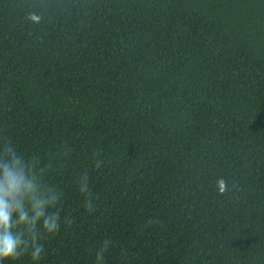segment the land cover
Here are the masks:
<instances>
[{
    "label": "trees",
    "instance_id": "obj_1",
    "mask_svg": "<svg viewBox=\"0 0 264 264\" xmlns=\"http://www.w3.org/2000/svg\"><path fill=\"white\" fill-rule=\"evenodd\" d=\"M5 140L61 196L4 264H264V0H0Z\"/></svg>",
    "mask_w": 264,
    "mask_h": 264
},
{
    "label": "clouds",
    "instance_id": "obj_2",
    "mask_svg": "<svg viewBox=\"0 0 264 264\" xmlns=\"http://www.w3.org/2000/svg\"><path fill=\"white\" fill-rule=\"evenodd\" d=\"M33 21L39 17L30 16ZM102 161L97 160L99 167ZM36 158H27L20 154L10 141L5 140L0 148V264L16 261L24 255H30L33 261H39L45 252L40 243L42 227L44 232L54 235L60 230V213L56 209L61 193L45 183V168L38 167ZM219 194L227 191L223 178L217 181ZM79 191L85 197V207L89 213L95 210L88 187V175L83 173L78 180ZM69 225L71 221H68ZM110 240L96 254L102 261Z\"/></svg>",
    "mask_w": 264,
    "mask_h": 264
}]
</instances>
